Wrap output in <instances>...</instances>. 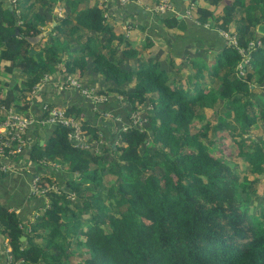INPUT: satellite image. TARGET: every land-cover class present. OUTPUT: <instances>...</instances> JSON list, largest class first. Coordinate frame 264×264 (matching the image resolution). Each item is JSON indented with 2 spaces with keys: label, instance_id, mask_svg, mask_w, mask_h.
I'll return each instance as SVG.
<instances>
[{
  "label": "trees",
  "instance_id": "obj_1",
  "mask_svg": "<svg viewBox=\"0 0 264 264\" xmlns=\"http://www.w3.org/2000/svg\"><path fill=\"white\" fill-rule=\"evenodd\" d=\"M58 1L0 0V114L40 117L44 102L35 106L33 91L56 73L104 101L89 102L97 126L66 108L89 148L74 147L73 129L63 126L44 145L25 146L23 155L44 168L42 194L33 195L40 209L24 224L0 206L5 264H264V0H200L196 22L236 41L204 54L205 64L127 37L129 27L105 18L97 0H60L66 13L51 23ZM161 21L179 24L173 15ZM113 94L129 108L118 110ZM143 106L150 109L139 118Z\"/></svg>",
  "mask_w": 264,
  "mask_h": 264
},
{
  "label": "crops",
  "instance_id": "obj_2",
  "mask_svg": "<svg viewBox=\"0 0 264 264\" xmlns=\"http://www.w3.org/2000/svg\"><path fill=\"white\" fill-rule=\"evenodd\" d=\"M3 1L9 6H12L17 0ZM90 1L92 3L95 2V0ZM96 2L98 6L99 0ZM155 2L156 0L150 1L149 3L138 0V3H132L125 7L115 5L108 10L107 15H109V17L107 19L113 20L114 24L118 27H129V31L126 35L127 37L134 35L136 40L141 41L152 38L160 45L161 56L166 54L178 61L185 57H190L189 59L200 61L205 64L206 58L203 57V55L221 51L228 41L223 31L213 30L208 25L204 27L196 22L193 12L200 0H173L176 12L175 15H172L177 16L179 19V24L175 29L167 28L161 21V19L171 17L172 15L159 16V14L154 13L153 9L156 7H154ZM14 6H17V3ZM52 6L53 9L49 8L52 13L48 16L51 23L56 20L54 19L56 16L59 19L62 18V12L65 10L62 8V2L60 0L56 5ZM171 32L174 34H171ZM160 34L163 38L162 40H158L155 37ZM171 43L174 49L172 52L167 51ZM185 44L187 49L182 53ZM15 78L20 80L25 79L18 73L15 75ZM37 93L38 94L32 99L34 105H38V108L39 105L44 102L61 108L75 107L79 110L91 113L89 101L75 91L53 89L51 83H49L43 85ZM32 109H34V106ZM14 112L17 114V111ZM34 115H37L36 112ZM100 124L99 122V125ZM52 132V128L49 127L31 128L24 137L25 143L27 147L32 146L31 144L37 141H39L41 145H44L45 141L52 135ZM3 164L8 167H15L19 169V171L12 174L0 172V206L15 210L21 217L23 223L26 224L29 220L33 219V216H35L40 209L38 205L41 198L32 195L31 183L34 176L38 175L39 172H43L44 168L42 169L30 161L27 150L24 155L16 160H6ZM5 246V238L0 234V264H5Z\"/></svg>",
  "mask_w": 264,
  "mask_h": 264
},
{
  "label": "built area",
  "instance_id": "obj_3",
  "mask_svg": "<svg viewBox=\"0 0 264 264\" xmlns=\"http://www.w3.org/2000/svg\"><path fill=\"white\" fill-rule=\"evenodd\" d=\"M132 3H138V0H99L98 6L104 12L105 18H108V10L117 5L120 7H125ZM175 7L173 5V0H158V4L153 9L154 13L159 15H167L174 13ZM228 40L236 42L231 39L228 35H225ZM244 75V73H241ZM68 78V77H67ZM67 78H62L58 82V90L62 91H75L81 94L89 102L97 105V103L104 101L102 98H98L96 91L93 88L85 87L80 83L69 80ZM51 77L46 75L42 81V85L49 84ZM41 85V86H42ZM41 86H36L33 94L40 91ZM3 118L0 119V170L8 171L13 170L12 167H7L2 164L4 159L15 160L18 156L23 155L26 146L25 135L32 127L38 126L42 127H68L73 129L70 135V141L73 143L74 147L78 148H89V144L85 136L81 134V126L76 119L68 118L66 114V108H61L57 106H52L49 103H44L41 106L40 117H36L34 113H29L28 116H22L16 114L12 109L5 110ZM97 111V108H95ZM40 176L35 175L31 183V193L32 195H40L42 191L39 188ZM12 257L10 256V259Z\"/></svg>",
  "mask_w": 264,
  "mask_h": 264
},
{
  "label": "rangeland",
  "instance_id": "obj_4",
  "mask_svg": "<svg viewBox=\"0 0 264 264\" xmlns=\"http://www.w3.org/2000/svg\"><path fill=\"white\" fill-rule=\"evenodd\" d=\"M46 1H48V0H46ZM62 8H64L63 6H62ZM66 10V9H65ZM65 10H64V12H62L63 13V17H64V15H65ZM175 12H176V9L174 10V13H171V14H174L175 15ZM170 14V15H171ZM223 34L224 35H227V33H225V32H223ZM158 40H162L163 38H162V36H161V34L160 35H157V36H155ZM159 37V38H158ZM234 44L236 43V42H233ZM179 47V46H178ZM177 49H179V48H177ZM187 49V46H186V44H185V46H184V49H183V52L182 53H184V51ZM167 51H170V52H172V51H174V49H173V47H172V43L171 44H169V46H168V50ZM178 52V51H177ZM166 62V60H164L163 61V65L165 66L167 63H165ZM60 69V71L62 70L63 71V65H61V66H58V70ZM50 77H51V81H50V83H51V86L53 87V89H58L59 88V84H58V82H59V79H62L61 77H63V76H59V74H53V75H50ZM68 77V78H67ZM66 78L67 79H69V80H74V81H76V82H78V83H80L81 84V82L75 77V76H72V75H70V76H67ZM44 85V84H43ZM82 85V84H81ZM6 91V90H5ZM32 94V93H31ZM114 95V94H113ZM116 98H117V100H119L120 102H122L123 104H119V108H118V110H120L121 111V109H123V110H125V108H129L128 106H129V104H128V102H126V101H124V99L121 97V96H118V95H114ZM121 105L123 106V108H121ZM150 109V107H147V106H143V107H141L140 108V110H141V112H140V114L138 113L137 115H138V117L139 118H143V113H142V111H145V110H149ZM90 110H91V113H93L92 114V116L91 117H87V114H88V112L87 111H82V110H80V115H79V117H83L84 119H86L87 121H89V122H91L93 125H96L97 126V116H95V115H97V112H95V110H94V106L93 105H91L90 106ZM13 111H16L15 109H13ZM4 111H2L1 110V114H0V116H3L4 115ZM18 114V113H17ZM122 114V113H121ZM20 115V114H19ZM141 115V116H140ZM121 117H124V115H122ZM126 117V116H125ZM73 119H75L76 118V116H74V117H72ZM136 119H137V117H136ZM101 120V119H100ZM107 120L108 121H114V122H118V123H120V127H121V129H126V127H128V125H129V123L128 122H126L124 119H123V121L124 122H122V120L121 119H119V118H117V119H115V118H111V116H108V118H107ZM101 125V124H100ZM118 130H120V129H118ZM111 131H112V137L113 138H115V137H118L119 138V135H118V131H117V128L115 127V128H111ZM256 137H258V138H262L263 137V133L261 132V131H257L256 133ZM119 142V141H118ZM118 142H116L115 144H117ZM227 142V141H226ZM228 153H234L235 152V148H234V146L230 143V145H229V147H228ZM107 156H108V158H112V156H111V154H110V152L107 154ZM57 166L58 167H60V165L59 164H57ZM56 175L55 176H57V177H59V178H62V179H65V177L63 176L64 174L65 175H67V172L65 171L64 173H55ZM115 179V177H113V176H110V179H109V181L108 182H106V184L108 185L109 183H113V180ZM75 198L73 197L71 200H74ZM86 216H84V219L86 220ZM10 251V250H9ZM77 254H78V250H77ZM77 254H76V256H77ZM75 256V257H76ZM78 263H80V260H79V258H73L72 260H71V262H69V264H78Z\"/></svg>",
  "mask_w": 264,
  "mask_h": 264
},
{
  "label": "water",
  "instance_id": "obj_5",
  "mask_svg": "<svg viewBox=\"0 0 264 264\" xmlns=\"http://www.w3.org/2000/svg\"><path fill=\"white\" fill-rule=\"evenodd\" d=\"M257 33L260 34V35H263V36H264V23L259 24V25L257 26ZM46 34H47V33H46ZM46 34H42V35H40L39 37H36V38L30 39L31 43H32V44H36V43L40 42V41L42 40V38H43L44 36H46ZM31 54L34 55V54H35V51L32 50V51H31Z\"/></svg>",
  "mask_w": 264,
  "mask_h": 264
}]
</instances>
